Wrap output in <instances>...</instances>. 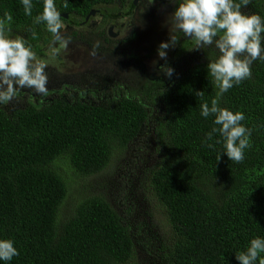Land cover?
<instances>
[{
	"label": "trees",
	"instance_id": "obj_1",
	"mask_svg": "<svg viewBox=\"0 0 264 264\" xmlns=\"http://www.w3.org/2000/svg\"><path fill=\"white\" fill-rule=\"evenodd\" d=\"M113 1L56 4L60 13L85 15ZM33 3L30 17L20 0H0V26L12 38L23 37L26 27L35 38L48 32L33 22L43 0ZM242 11L264 16V0H251ZM34 37L26 41L39 53ZM209 60L184 67L169 86L141 76L129 92L106 87L104 102L56 98L16 110L0 106V238L13 239L20 251L10 264H127L136 249L172 264H240L236 253L264 237V62L220 99L221 107L244 112L241 123L253 130L245 159L236 163L215 143L218 133L206 142L215 117H202L200 105H211L217 91ZM140 142H154L146 188L165 211L167 233L153 230L151 221L131 229L104 195L66 205L71 189L61 159L92 176Z\"/></svg>",
	"mask_w": 264,
	"mask_h": 264
},
{
	"label": "clouds",
	"instance_id": "obj_2",
	"mask_svg": "<svg viewBox=\"0 0 264 264\" xmlns=\"http://www.w3.org/2000/svg\"><path fill=\"white\" fill-rule=\"evenodd\" d=\"M149 2L153 4L155 0ZM172 2L178 5L172 13L174 28L183 33L184 37L194 40L197 49L215 45L219 50V56L209 60L207 64V72L217 89L216 96L211 100V105L206 101L200 105V115L204 118L215 117V126L206 133V142L212 141L218 133L221 139H217L215 143L222 142V154L226 153L231 161L240 163L245 159V150L251 147L253 130L241 123L246 119L244 112H233L221 107L220 99L229 89L252 78V65L255 62H264V16L242 11L251 0ZM20 3L24 14L31 17L33 0H20ZM33 22L44 24L52 34L54 43L66 46L67 41L61 36L64 24L56 0H43V11L33 18ZM10 31L0 26V106L9 105L25 88L38 95H46L48 92V76L45 71L47 64L37 58L24 37L12 38L8 34ZM178 43V37L170 33V39L161 42L157 49L159 58L162 61L166 59L167 50ZM132 49L134 46L130 50ZM191 55H197V52L193 51ZM160 71L171 78L175 69L161 65ZM99 96L104 97L103 94ZM104 100L103 98L99 102ZM208 146L213 147V144L209 143ZM220 159L221 156L218 157ZM261 254H264V237L256 236L244 251L236 253V259L240 264H264V255ZM19 255L20 251L13 239L0 238V264H10Z\"/></svg>",
	"mask_w": 264,
	"mask_h": 264
},
{
	"label": "flooded vegetation",
	"instance_id": "obj_3",
	"mask_svg": "<svg viewBox=\"0 0 264 264\" xmlns=\"http://www.w3.org/2000/svg\"><path fill=\"white\" fill-rule=\"evenodd\" d=\"M177 6L172 0H155L153 4L149 0H114L113 3L104 4L103 2L102 5L92 8L85 15L79 11L61 13L63 24L67 27L63 33L64 27L61 29V36L67 43L76 44L68 52V56L77 55L73 56V62L81 63L82 58L90 51L101 58L96 64L88 65L91 70H99L102 75L111 74L117 77L114 78V83H107L104 88L98 87L96 82L92 85L82 84L78 75L86 73L89 70L87 66L76 70L66 69L69 65L65 63L63 49L58 43H54L51 33L39 30V37L35 38L31 31L32 27L24 28L26 32L22 31L21 35L25 39L34 37L37 40L40 47V52L36 53L37 58L47 64L45 71L48 76V92L46 95H38L31 89L25 88L18 98L5 107L16 110L34 104L49 105L56 98L66 102H75L79 99L96 103L104 98L99 95L103 94L106 87L116 91L120 87L129 92L131 86H138L141 76L150 80L161 77L165 80V85L173 84L181 73L180 65L183 68L187 67L190 50L200 52L195 48L194 40L189 42L191 38L184 37L180 32L176 34L179 43L172 47L170 59H163L166 61L161 63L156 62L159 58L157 52L158 26L163 25L160 28L165 29L168 25L172 31L175 30L172 13ZM143 35L146 37L141 44L135 42V36H139L138 39L141 41ZM128 41L135 42L131 45V47L134 46V54L125 52L126 45H129ZM77 45H82L84 51L80 52L82 49H77L79 53L75 54ZM118 47L122 50H117ZM53 49L56 51L53 52ZM153 65L158 74L151 76L148 75V66L152 68ZM161 65L175 69L171 78L160 71ZM96 96L98 99H95Z\"/></svg>",
	"mask_w": 264,
	"mask_h": 264
},
{
	"label": "rangeland",
	"instance_id": "obj_4",
	"mask_svg": "<svg viewBox=\"0 0 264 264\" xmlns=\"http://www.w3.org/2000/svg\"><path fill=\"white\" fill-rule=\"evenodd\" d=\"M162 26L163 25H159L157 31L158 48L161 42L170 39V33L174 35L180 33L176 29L172 31L168 25L165 29L160 28ZM66 28L64 24L62 33L65 32ZM139 36H135L134 40L141 44L146 35H143L141 41L138 39ZM128 43L129 45H126L127 49L125 52L134 54V49L129 50L134 43H131V41H128ZM75 45L76 44L70 43H67L64 47L59 45L63 49L65 63L69 65V67L66 68L67 70H76L82 66H87L89 70L86 73L78 75V78H81V82L84 85H92L96 82L98 87L104 88L107 83H114L117 77L115 78V76L111 74L102 75L99 70L93 71L89 68L88 65L96 64L101 60L98 55L88 51L87 55L82 58L81 63H74L72 58L77 55L68 56V52ZM66 47H68V49ZM77 49H82L80 52L84 51L82 45H77L75 47V54L79 53ZM117 50H122V48L118 47ZM197 50L200 51L199 53L197 52V55H191L193 51L190 50L191 57L189 56L187 67L207 59H216L219 56V50L215 48V45ZM167 52L168 55L166 59L169 60L172 54V47H170ZM156 62L161 63L162 59L157 58ZM148 67V75L153 76V74H158L154 65L152 68H150V66ZM179 70H183L182 65H180ZM137 145L138 146L131 151L128 149L127 151L115 153L112 158L110 169L105 173L92 176L80 174L72 168V165L68 161H60L68 177L71 189V195L65 202L67 206L71 207L89 195H104L121 215L123 222L131 229L135 230L145 222L147 225L151 221L153 230L165 234L167 233V228H163L162 225L166 224V218L164 216L165 211L159 203L153 200L150 190L146 188V185L149 183V170L156 161V154H154L153 150L154 142H140ZM127 264H172V260L159 262L152 259L144 249H142V252L136 249L134 259Z\"/></svg>",
	"mask_w": 264,
	"mask_h": 264
},
{
	"label": "water",
	"instance_id": "obj_5",
	"mask_svg": "<svg viewBox=\"0 0 264 264\" xmlns=\"http://www.w3.org/2000/svg\"><path fill=\"white\" fill-rule=\"evenodd\" d=\"M94 12V11H93ZM64 16H67V15H64Z\"/></svg>",
	"mask_w": 264,
	"mask_h": 264
}]
</instances>
